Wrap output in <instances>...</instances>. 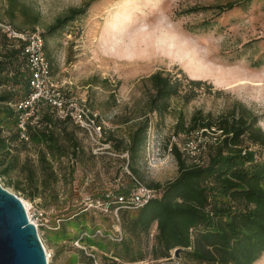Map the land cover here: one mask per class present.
Here are the masks:
<instances>
[{
	"label": "rangeland",
	"instance_id": "1",
	"mask_svg": "<svg viewBox=\"0 0 264 264\" xmlns=\"http://www.w3.org/2000/svg\"><path fill=\"white\" fill-rule=\"evenodd\" d=\"M23 1L39 12L41 33L70 9L87 6L85 14L64 31L48 37L47 54L56 88L80 114L98 113L100 122H105L106 138L110 132L127 137L139 124L137 119L149 113L145 78L156 72L170 77L174 92L168 108L161 115H148L150 127L137 165L138 180L145 187L177 178L172 145L195 162L208 145L219 142L221 132L216 129L177 134L180 117L188 126L198 112L218 118L243 108L258 117L257 125L264 132V0ZM230 3L232 9L224 11ZM4 4L0 0V8ZM2 46L0 36V51L5 52ZM19 64L20 60L12 70ZM72 129L80 153L73 163L66 159L57 166L56 201L48 193L30 201L17 190L26 184L25 164L37 166L38 150L32 144L10 141L8 163L15 161L18 167L0 176V183L21 199L37 224L49 264H82L80 251L96 258L95 264H110L112 254L80 242L87 234L72 218L87 212L89 225L100 227L96 236L118 241L116 210L106 212L98 202L126 185L128 155L118 156L110 144L96 145L79 128ZM3 136L10 137L6 131ZM253 149L264 161V150ZM6 152L0 151V159ZM68 163L74 175L65 180ZM256 264H264V256Z\"/></svg>",
	"mask_w": 264,
	"mask_h": 264
},
{
	"label": "trees",
	"instance_id": "2",
	"mask_svg": "<svg viewBox=\"0 0 264 264\" xmlns=\"http://www.w3.org/2000/svg\"><path fill=\"white\" fill-rule=\"evenodd\" d=\"M228 5L224 11L234 6L233 3ZM86 8L70 9L66 16L58 18L41 33L49 61L48 37L64 31L85 14ZM40 17L39 12L23 0H5L0 8V23L9 22L19 33L36 32ZM0 36L5 49V52L0 51V151H7L3 160L0 159V176H7L18 167L15 161L8 163L10 141L24 146L32 144L38 150L37 166L25 164L26 184L18 186L17 190L30 201L43 199L46 193L56 201L57 166L64 165L66 159L73 163L80 153V143L71 127L88 134L71 117L61 119L50 105L42 103L28 126L29 142L20 139L16 106L30 92V71L22 55L25 43L1 30ZM19 60L20 67L12 70ZM143 83L150 93L149 113L137 119L139 124L127 137L110 132L106 138L104 129L101 141L110 144L116 155H128L130 175H125L126 185L120 187L115 196L101 197L103 202L108 200L110 212L118 209L119 221H116L122 239L112 241L96 236L100 227L90 226L88 213L80 212L72 218L75 226L87 234L80 242L112 254L110 264H256L264 256V161L253 148L264 150V132L257 125L258 117L243 108L218 118L198 112L188 126L180 117L175 128L177 134L192 135L216 129L221 132L219 142L208 145L195 162H190L172 145L170 149L178 165L177 178L164 185L149 186L157 196L143 208L125 209L116 203L115 197L129 196L140 182L137 165L150 127L148 115H161L174 92L170 77L163 72L152 74ZM19 95L21 98L17 99ZM97 122L101 123L100 119ZM5 131L9 138L3 136ZM68 164L63 175L65 180L74 175L73 166ZM178 249L180 257L176 259L174 253ZM79 255L82 264H95L96 258L87 257L83 251Z\"/></svg>",
	"mask_w": 264,
	"mask_h": 264
},
{
	"label": "built area",
	"instance_id": "3",
	"mask_svg": "<svg viewBox=\"0 0 264 264\" xmlns=\"http://www.w3.org/2000/svg\"><path fill=\"white\" fill-rule=\"evenodd\" d=\"M5 26L7 25L0 23L2 32L6 33L10 38H17L25 43L22 55L27 60V67L30 71V92L16 106L20 139L29 142L28 126L36 118L39 106L45 103L50 105L61 119L71 117L96 145L103 146L101 141L104 135L105 122H97L99 114L96 112H90L89 114L87 109V111L83 110L82 114H80L78 109L74 107L75 104H68V100L64 98L62 92L54 85L52 66L45 55L44 39L41 36V32L37 30L36 32L19 33L9 25ZM156 196L155 190L137 182L136 188L132 190L129 196H117L115 198L120 208L139 209L146 206ZM107 197L110 198L111 195ZM107 201L98 202V205L106 206V212L109 205ZM116 217L118 220L117 214ZM31 219L30 221L37 226L35 221ZM119 233L120 238L118 241L122 239V233ZM47 257L49 259V256Z\"/></svg>",
	"mask_w": 264,
	"mask_h": 264
},
{
	"label": "water",
	"instance_id": "4",
	"mask_svg": "<svg viewBox=\"0 0 264 264\" xmlns=\"http://www.w3.org/2000/svg\"><path fill=\"white\" fill-rule=\"evenodd\" d=\"M180 257V250L174 253ZM0 264H49L37 226L18 196L0 183Z\"/></svg>",
	"mask_w": 264,
	"mask_h": 264
},
{
	"label": "bare ground",
	"instance_id": "5",
	"mask_svg": "<svg viewBox=\"0 0 264 264\" xmlns=\"http://www.w3.org/2000/svg\"><path fill=\"white\" fill-rule=\"evenodd\" d=\"M27 211H28V209H27ZM28 215H29V218L31 219V217H30V214H29V211H28ZM32 220V219H31ZM47 252V251H46ZM47 256H48V252H47ZM49 260V259H48Z\"/></svg>",
	"mask_w": 264,
	"mask_h": 264
}]
</instances>
